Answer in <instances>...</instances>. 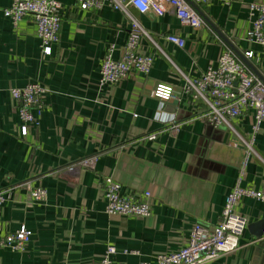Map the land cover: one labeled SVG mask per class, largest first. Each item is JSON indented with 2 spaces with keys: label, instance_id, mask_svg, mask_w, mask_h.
<instances>
[{
  "label": "crops",
  "instance_id": "crops-1",
  "mask_svg": "<svg viewBox=\"0 0 264 264\" xmlns=\"http://www.w3.org/2000/svg\"><path fill=\"white\" fill-rule=\"evenodd\" d=\"M62 6L59 42L50 56L41 54L36 24L25 16L16 26L3 15L10 0H0V191L10 200L0 208V236L24 226L32 232L23 252L0 249V264H100L108 246L112 264H139L156 254L186 246L194 224L214 227L225 197L239 179L241 187L264 188V120L240 174L244 152L230 130L212 127L205 106L187 93L181 74L199 78L215 67L220 54L232 52L264 79V47L246 39L249 4L264 0H217L195 5L199 28H181L175 16H132L148 32L138 52L150 55L146 74L132 72L118 83L100 86V66L113 47L117 59L129 33L127 19L110 8L80 10L76 0ZM169 35L184 40L182 48ZM253 53L248 58L247 54ZM38 82L44 108L38 124L19 134L13 88ZM172 88L176 100L152 97L158 85ZM247 110L233 119L235 131L247 137L253 124ZM153 135V139L148 136ZM95 157L92 168H67ZM111 177L123 195L149 192L146 217L105 213L102 182ZM28 182L46 196L33 202ZM247 226L238 248L205 264H264V235L247 227L264 220V202L240 198L234 206Z\"/></svg>",
  "mask_w": 264,
  "mask_h": 264
},
{
  "label": "built area",
  "instance_id": "built-area-1",
  "mask_svg": "<svg viewBox=\"0 0 264 264\" xmlns=\"http://www.w3.org/2000/svg\"><path fill=\"white\" fill-rule=\"evenodd\" d=\"M188 1L195 6L217 0ZM188 1L76 0L75 5L80 10L94 11L107 7L120 12L129 24V33L120 56L117 59L113 58V47H111L101 63L100 86H112L132 72L146 75L152 67V56L140 54L138 43L141 38H146L154 46L157 47V45L132 16L130 10H134L139 15L150 13L163 16L171 13L181 28H199L203 20ZM61 11L62 6L57 0H10L9 6L2 12L13 26H16L25 16L33 18L41 54L48 57L52 53V47L59 42ZM248 18L250 28L246 34L247 41L264 47V4H249ZM165 39L179 48L184 46V40L179 36L169 35ZM247 57H253V53L249 52ZM181 75L184 79L183 89L205 106L203 118L207 123L212 127L223 126L235 135L244 152L240 169L242 174L248 159L255 155L253 150L255 135L264 120V82L229 49L220 54L215 67H207L199 78ZM43 93L44 88L38 82L10 90L16 105L21 136L27 135L31 125L38 124V116L44 108ZM151 95L159 102L177 99L172 88L162 84L158 85ZM249 109L253 112L254 121L249 135L244 137L235 131L231 122ZM153 138V135L148 136L150 140ZM94 162L95 157L80 160L69 166L67 172L73 173L78 168H92ZM16 188L26 190L33 202H41L46 196V191L42 187L33 188L28 182L18 184ZM102 193L105 200V213L109 216L143 218L149 214V192H144L138 197L123 195L121 185L111 177H105L102 182ZM10 198V191H0V208ZM240 198L264 202V188L241 187L238 179L237 185L226 195L220 220L214 227L208 228L202 224H194L189 230L186 246L175 252L156 254L153 260L141 261L139 264H205L234 252L247 226L246 220L234 211V206ZM31 237L32 232L22 226L11 234L0 236V249L23 252ZM115 254V248L108 246L100 264H112L111 258Z\"/></svg>",
  "mask_w": 264,
  "mask_h": 264
},
{
  "label": "water",
  "instance_id": "water-1",
  "mask_svg": "<svg viewBox=\"0 0 264 264\" xmlns=\"http://www.w3.org/2000/svg\"><path fill=\"white\" fill-rule=\"evenodd\" d=\"M188 1V0H187ZM188 3L193 7V9L196 11V8L193 4H191L189 1ZM197 12V11H196ZM227 46L230 48V50L232 51V47L226 42ZM244 64L246 65V63L244 62ZM259 79H261L263 82L264 80L260 77H258ZM249 230L253 231V235L256 238L261 237L262 235H264V220L258 221L254 224H251L247 227Z\"/></svg>",
  "mask_w": 264,
  "mask_h": 264
}]
</instances>
